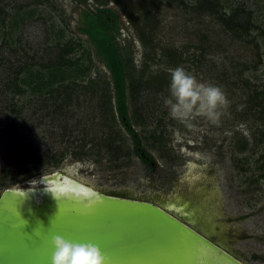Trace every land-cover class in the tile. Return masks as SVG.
Masks as SVG:
<instances>
[{
	"label": "rangeland",
	"instance_id": "obj_1",
	"mask_svg": "<svg viewBox=\"0 0 264 264\" xmlns=\"http://www.w3.org/2000/svg\"><path fill=\"white\" fill-rule=\"evenodd\" d=\"M215 1L216 14L198 8L199 0H0V190L69 169L99 186L174 195L188 164L201 165L215 180L230 230L238 228L228 233L237 240L231 248L249 264H264V0ZM96 7L111 8L118 18L115 40L130 71V129L118 117L114 98L110 108L102 91L110 80L107 67L78 32L83 11ZM232 13L250 24L240 36L218 18ZM62 44L74 47L64 83L70 84L71 100L55 114L53 104L66 95L57 93L58 78L51 80L40 64ZM16 59L43 74L36 92L27 78L21 98L4 85ZM177 66L222 89L228 103L218 107V120L194 116L189 128L169 115L164 100ZM16 101L24 103L22 120H13L7 109ZM14 121L19 126L8 128ZM24 166L26 178L17 174Z\"/></svg>",
	"mask_w": 264,
	"mask_h": 264
},
{
	"label": "bare ground",
	"instance_id": "obj_2",
	"mask_svg": "<svg viewBox=\"0 0 264 264\" xmlns=\"http://www.w3.org/2000/svg\"><path fill=\"white\" fill-rule=\"evenodd\" d=\"M186 168L188 172L182 177L180 186L174 195L161 193L148 195L134 193L131 188L127 187L99 186L89 179L76 177L69 169L54 170L47 174L30 177L29 184H25L26 186L6 187L12 190V196L8 195L10 196L9 202L4 204L1 211L12 216H17L18 209L42 207L41 209L46 208L48 209L46 211H49L61 207L52 204L54 199H71L75 204L62 206L66 212L71 210L95 211L96 209L121 210L124 214L122 219L126 223H131V218L135 215L145 224L152 222L153 225L148 228V231H154V233L152 236L144 233L141 237L143 241L145 238L151 237L152 239L163 232L161 239L157 240L158 243L150 245V241L141 246L140 243H135V237L142 229L139 228L138 232L132 233L136 251H131L122 261L120 258L114 260L118 261L116 264H249L236 250L231 248V243H236L237 240H232L228 233L232 230L236 232L238 228L234 227L230 230V223L226 221V210L221 203L222 198L213 187V185L216 186L215 180L210 177V173H207L208 168L193 164H188ZM114 193L125 196H115ZM142 200L149 204L158 202L200 229L206 237L195 231L192 234V231L185 227L187 231L182 227L162 230V224L165 222L148 206L149 204H141ZM118 204L120 206L117 207Z\"/></svg>",
	"mask_w": 264,
	"mask_h": 264
},
{
	"label": "water",
	"instance_id": "obj_3",
	"mask_svg": "<svg viewBox=\"0 0 264 264\" xmlns=\"http://www.w3.org/2000/svg\"><path fill=\"white\" fill-rule=\"evenodd\" d=\"M23 177L26 178L28 175L25 174ZM29 179L26 180L27 184H29ZM11 192L12 190L8 188L0 190V264H51L53 252L51 238L54 235H59L73 242L94 243L100 247L108 258L107 263L116 264L118 261L114 260L120 258L122 261L131 251H136V246L133 245L132 239L134 237L132 233L138 232L139 228L142 229L139 230L140 233H137L135 243H140L141 246L148 244L150 241V245L158 243L157 240L161 239L163 233L158 234L156 236L158 238L153 237L151 239L149 237L143 241L141 237L144 233L151 236L154 233V231H148V228L153 225L152 222L145 224L140 221L137 215L131 214L135 216L131 218V223H126L122 219L124 214L121 213V210L101 211L96 209L95 211L85 212L73 210L66 212L62 209V206L71 205L73 201L71 199H60L59 197H57L59 199L52 201V204L61 206L57 209L46 211L48 210L46 208L33 207L32 209H18L17 216L8 215L2 213L1 209L5 203L9 202V197L12 196ZM117 195L125 196L116 193L115 196ZM140 202L144 205L149 204L144 200ZM151 203L148 206L165 222V224H162V230L182 227L184 230L185 228L191 230L192 234L195 231L197 234L206 237L200 229L186 222L175 212L163 207L156 201ZM215 243L221 246L217 242Z\"/></svg>",
	"mask_w": 264,
	"mask_h": 264
},
{
	"label": "trees",
	"instance_id": "obj_4",
	"mask_svg": "<svg viewBox=\"0 0 264 264\" xmlns=\"http://www.w3.org/2000/svg\"><path fill=\"white\" fill-rule=\"evenodd\" d=\"M97 4H101L102 2L107 3L109 0H94ZM118 2L120 0H115ZM80 3H86L87 0H78ZM219 4L215 0H199L197 7L203 10H207L209 14H216L217 9L215 8ZM123 8L124 14L129 17L131 13L125 11ZM150 13L147 8L144 11V14ZM83 19L81 20V26L78 27V32L86 35L89 40L94 45L98 56L102 59V62L107 67L110 73V80L106 81L103 85L102 91L107 96L108 105L110 108H113L112 98L115 100V109L118 117L123 123L127 124V128L130 129V121L128 116V106H127V80L130 76V71L122 59L120 48L115 40L116 35L118 34V21L117 15L115 11L111 8H101L96 7V11H83L82 13ZM149 15V14H148ZM150 16V15H149ZM23 18V17H20ZM19 18V20H20ZM219 20L223 23L224 27L228 30H231L236 35H241L243 31H247L249 28V22H242L241 20H236L235 14L229 15H218ZM5 18L2 17L1 22L4 24ZM18 19H13L11 22L12 27L17 26ZM4 44H8L7 41H3ZM74 47L71 44H62L59 46V50L54 55V57L49 58L46 63L40 64V67L47 68L49 70V78L52 80L54 77V82H58L57 85V93L63 99L59 103L53 104V113H59L61 110L65 109L69 106L71 100V92L68 90L70 84H64L68 78V70L71 65L74 64L73 60L69 57V55L73 52ZM16 61L14 64L13 76L12 78H8L5 82V88L7 92L12 93V96H18L21 98L27 90L24 87V84H30L27 78L31 80V84H35L32 88V92H36L41 89L40 84L43 81V74L39 69L35 70L33 73V68L30 64H27L23 60H14ZM89 83L93 84L94 79L88 80ZM69 83V82H68ZM111 83L112 89H109V84ZM7 109L9 114L13 115V120H22V114L24 110V103L12 102L7 105ZM21 123V122H20ZM17 121H14L12 124L8 126V128H13L16 125ZM247 145V143H246ZM38 149L35 150L34 159L36 163L42 162L39 157ZM54 157V156H53ZM58 159L57 157H54ZM25 165V164H24ZM29 171L28 167H22L17 171V174H26ZM34 177V176H30ZM13 179V184L17 181L16 177H11ZM1 180H4L3 178ZM2 185H5L2 183ZM6 188V187H4ZM3 188V189H4ZM2 189V190H3Z\"/></svg>",
	"mask_w": 264,
	"mask_h": 264
},
{
	"label": "clouds",
	"instance_id": "obj_5",
	"mask_svg": "<svg viewBox=\"0 0 264 264\" xmlns=\"http://www.w3.org/2000/svg\"><path fill=\"white\" fill-rule=\"evenodd\" d=\"M168 89L170 96L165 98L164 104L169 115L189 128L193 127L194 116L215 122L220 116L218 107L228 103L219 86L197 81L182 66L170 70ZM51 245V264H107L108 258L94 243L73 242L54 235Z\"/></svg>",
	"mask_w": 264,
	"mask_h": 264
}]
</instances>
